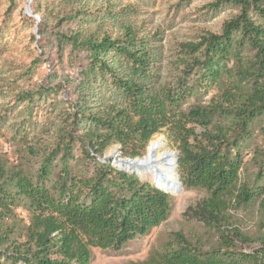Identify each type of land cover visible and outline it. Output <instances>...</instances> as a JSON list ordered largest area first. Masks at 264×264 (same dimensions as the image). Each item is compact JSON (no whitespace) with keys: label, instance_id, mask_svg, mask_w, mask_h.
I'll list each match as a JSON object with an SVG mask.
<instances>
[{"label":"trees","instance_id":"1","mask_svg":"<svg viewBox=\"0 0 264 264\" xmlns=\"http://www.w3.org/2000/svg\"><path fill=\"white\" fill-rule=\"evenodd\" d=\"M36 1L32 0L30 7L33 15L39 17L36 34L41 40L40 29L47 27V22ZM76 1L80 7L58 21L78 18L81 23L69 33H57L58 51L67 43L72 50L86 51L88 66L111 74L126 105L89 113L79 109L74 113L73 125L80 112L93 126L78 137L87 158L93 162V171L88 176L76 177L68 169L75 138L73 131H67L43 158L39 170V179L47 178L54 157L62 151V168L54 191L42 182L35 183L20 169H8L0 157V264H90L93 248L120 249L165 221L171 210V194L119 170L109 160L98 159H106V149L115 144L122 153L136 158L151 137L168 125L179 140L177 170L182 185L206 191V196L189 205L183 216L216 229L228 246L235 241L253 242L233 225L228 210L232 203L245 205L257 196H262L260 204L264 209V22L256 21L249 13L253 10L264 18V0L210 3L214 8L232 4L240 11L223 23L220 32L207 31L196 41L180 44L185 53L194 55L191 63L185 61V66L197 73L191 84L183 86L182 93L170 91L168 97L151 91L136 77V74L143 78L152 76L153 56L147 37H140L136 28L129 25L114 37L108 31L84 32L83 12L88 9H83L85 2ZM236 34L237 44L249 48L252 56L229 69L226 61L232 54ZM110 51L132 63V74L122 73L110 64L107 59ZM223 72L233 77L229 89L214 95L207 103H194L186 113L171 118L170 103L178 102L183 93L206 94L219 83ZM259 118L263 120L260 126L263 139L262 151L254 155L256 184L238 186L243 146ZM16 200L23 201L28 214L27 223L22 225L18 220L5 223ZM174 236L175 247L131 264H236L226 262L221 253L204 252L198 241L191 243L181 232H175ZM227 253L231 252L223 254ZM243 256L251 259L250 264H264V242L255 253Z\"/></svg>","mask_w":264,"mask_h":264},{"label":"rangeland","instance_id":"2","mask_svg":"<svg viewBox=\"0 0 264 264\" xmlns=\"http://www.w3.org/2000/svg\"><path fill=\"white\" fill-rule=\"evenodd\" d=\"M80 1L85 2L83 9H88V12H83L86 13L81 27L84 32L108 31L114 37L121 35L129 25L136 28L140 37H147L153 56L152 76L143 78L136 74V77L162 97H168L170 91L182 93L183 86L191 84L195 79L197 70L190 71L185 66V61L191 63L194 55L185 53L180 44L196 41L207 31L220 32L223 23L240 11L238 6L232 4L214 8L210 5L214 0ZM77 2L36 1L38 10L47 22V27L40 29V40V36L34 32L37 26L34 15L24 11L26 0H0V157L8 169H20L35 183L42 182L53 191L62 168V151L54 157L51 174L47 178L40 180L39 170L43 158L67 131H73L75 138L72 142V158L67 162L68 169L76 177L88 176L93 171V162L87 158L78 138L85 129L93 126L87 117H81L80 112L77 114L76 125H73L74 113L79 109L89 113L108 106L126 105L111 74L88 66L86 51L72 50L69 43L63 44L61 51H58L60 45L57 33H69L81 23L78 18L62 23L58 21L73 8L80 7ZM249 13L256 21L264 22V18L253 10ZM234 39L232 54L226 61L229 69H234L238 63L252 56L249 48L237 44V34ZM107 59L118 71L132 74V63L122 56L110 51ZM232 80L230 73L223 72L219 83L206 94L195 96L183 93L184 96L178 102L168 106L171 118L186 113L194 103H207L214 95L229 89ZM262 124L261 118L253 123L252 134L243 146L238 186L243 183L250 186L256 184L257 165L254 155L262 151ZM168 126L173 129L171 125ZM168 126L155 133L150 140L161 139L164 141V149L178 154L179 140L174 131H169ZM196 132H199L198 128ZM147 145L138 157L145 155ZM111 152L120 158H131L115 144L106 149V159L98 160H109L117 168L115 158L108 156ZM126 172L153 184L150 176L142 178L136 173ZM204 196V189L182 185L176 195H170L171 210L165 221L120 249L93 248L90 264L141 263L161 251L175 247V232H181L193 244L198 241L204 252L221 253L226 262L250 264L251 259L243 254L255 253L264 242V209L260 204L262 196L255 197L245 205H230V221L253 239L250 243L235 241L231 246L222 241L216 229L183 216L189 205ZM11 207L12 214L9 219H5V223L14 220H18L20 225L27 223L28 214L23 201L16 200ZM226 252L231 253L224 255Z\"/></svg>","mask_w":264,"mask_h":264},{"label":"bare ground","instance_id":"3","mask_svg":"<svg viewBox=\"0 0 264 264\" xmlns=\"http://www.w3.org/2000/svg\"><path fill=\"white\" fill-rule=\"evenodd\" d=\"M164 141L153 138L147 145L143 157L134 159L120 158L115 152L108 156L115 158V164L122 170L136 173L142 178L150 176L153 184L160 190L171 195H176L179 189V180L175 165V157L165 148ZM108 157V158H109Z\"/></svg>","mask_w":264,"mask_h":264},{"label":"water","instance_id":"4","mask_svg":"<svg viewBox=\"0 0 264 264\" xmlns=\"http://www.w3.org/2000/svg\"><path fill=\"white\" fill-rule=\"evenodd\" d=\"M31 2H32V0H26V5H25V7H24V11H25V13L26 14H28V15H33V13H32V10H31V7H30V4H31ZM34 17H35V20H36V24H38V22H39V17L37 16V15H34ZM34 32L36 33V27H35V29H34ZM173 155H174V157H175V165H176V167H177V165H178V155H177V153H175V152H171ZM127 159H134V158H127ZM119 170H122V169H120L119 167H117ZM179 178V177H178ZM182 186V183L179 181V188ZM158 188V187H157ZM159 189V188H158ZM166 193V192H165Z\"/></svg>","mask_w":264,"mask_h":264}]
</instances>
